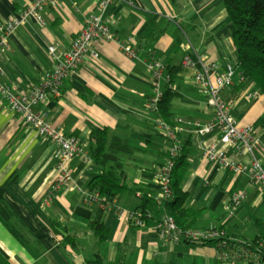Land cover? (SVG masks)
I'll list each match as a JSON object with an SVG mask.
<instances>
[{
  "label": "crops",
  "instance_id": "crops-1",
  "mask_svg": "<svg viewBox=\"0 0 264 264\" xmlns=\"http://www.w3.org/2000/svg\"><path fill=\"white\" fill-rule=\"evenodd\" d=\"M98 1L57 0V6L44 13L45 27L30 22L17 29L9 39L10 49L0 55V87L25 94L39 85L54 65L48 47L58 43V54L70 50L89 17L100 16L120 39L134 38L138 60H131L115 43L99 41V58L85 59L64 82L61 98L36 108L55 128L78 138L87 153L95 144L94 131L106 132L109 144L115 138L125 141L133 150L123 156L129 190L105 213L107 239L99 244L90 227L97 204L86 202L93 164L76 158L72 183L59 182L54 146L24 126L0 99V186L12 212L8 224L0 219V254L10 264H90L98 255L106 264H218L215 247L162 243L156 235L158 217L138 228L129 224L128 216L142 204L136 189H151L167 160L170 141L159 128L164 122L181 129L188 164L180 186L186 195L183 209L198 213L192 230L223 229L233 240L252 241L258 234L256 222H264L262 185L248 174L239 176L209 162L203 150L218 135L202 139L194 131L214 114L194 78L199 68L185 67L184 57L192 54L206 64H217L219 74L228 65L241 70L224 1L128 0L103 11ZM33 2L0 0V25ZM149 49L173 85L169 89L167 81H160L166 98L157 113L147 107L154 85ZM241 75L234 77L223 97L238 127L253 129L254 153L264 166V92ZM228 156L235 162L251 161L232 149ZM238 193L244 195L241 205L228 210ZM68 239L75 244L67 245Z\"/></svg>",
  "mask_w": 264,
  "mask_h": 264
},
{
  "label": "built area",
  "instance_id": "built-area-1",
  "mask_svg": "<svg viewBox=\"0 0 264 264\" xmlns=\"http://www.w3.org/2000/svg\"><path fill=\"white\" fill-rule=\"evenodd\" d=\"M128 0H99L98 7L105 10L116 3H127ZM57 0H34L32 5L21 11L18 15L11 17L6 23L0 25V55L10 49L9 39L11 35L20 27L34 22L41 27L46 26L44 13L47 8L56 7ZM99 41L103 43H115L121 52L131 60H138L137 42L134 38L126 40L120 39L111 32L100 16H92L85 20L80 33L73 41L70 50L58 54V43L48 47L47 51L54 61L53 68L47 72L42 82L33 87L25 94H16L9 87H0V99L5 103L9 111L17 115L24 126L33 129L39 136L50 141L56 150L57 171L59 182L70 185L72 183V162L82 157L84 161L92 166L85 146L78 138L66 135L63 130L57 129L51 124L46 116L36 111V108L43 105L50 99H60L64 82L72 75H75L87 58L98 59L99 53L95 44ZM146 55L150 57L148 68L154 80L153 92L150 95L147 107L151 112L157 113L165 97L164 91L160 87V81L165 80L169 84V89L173 87L172 78L167 73L165 66L155 59V53L149 49ZM185 67H198L195 80L203 90L208 107L213 111L212 121L206 125L197 124L194 131L199 138H204L213 134L218 135L217 141L211 143L203 150V156L209 162L222 167L224 170L236 175L248 174L260 183L264 190V166L255 156L256 141L251 127L239 128L237 121L231 116L230 109L223 97V91L233 86V79L241 75L238 67L228 65L226 71L219 74L217 64H206L199 58L188 54L184 57ZM242 80L244 77L241 75ZM159 128L163 130L170 141V149L165 164L155 177V184L161 190L157 197V202L163 204L164 200L171 198V175L175 167V161L181 153L182 144L180 142L179 126L173 127L164 122L159 123ZM232 149L240 157L248 155L251 158L249 163L235 162L229 159L228 151ZM52 190V188H51ZM71 191H75L72 187ZM140 194H137L139 198ZM99 196L87 197L89 205H95ZM244 195L234 194L231 197L228 210L241 205ZM163 201V202H162ZM47 200L45 201V204ZM113 206H104L105 210H110ZM119 217L123 213L119 212ZM145 216L138 211H134L128 216L130 225L141 228L145 226ZM157 238L162 243L180 244L184 238L190 241H207L213 237H219L217 232H182L175 219L169 215H163L156 227ZM246 264H257L249 262Z\"/></svg>",
  "mask_w": 264,
  "mask_h": 264
},
{
  "label": "trees",
  "instance_id": "trees-1",
  "mask_svg": "<svg viewBox=\"0 0 264 264\" xmlns=\"http://www.w3.org/2000/svg\"><path fill=\"white\" fill-rule=\"evenodd\" d=\"M223 1L228 12L232 41L243 77L253 81L264 92V0ZM162 105L163 102L160 109ZM93 137L95 144L90 146L88 156L95 167V173L88 188L90 196L98 195L99 199L96 202L97 205L93 206L95 216L94 220L90 222V227L98 235L99 244H102L107 239L108 233L104 225V216L107 210L103 207L113 206L114 202L129 190L124 174L123 156L133 150L125 141L118 138L111 140L109 144L104 131H94ZM186 157L187 154L182 145L181 153L175 161L171 175V198L162 201L163 204L157 202L161 190L158 185L155 184L149 190L136 189L135 192L140 194L139 199L142 202L136 211L145 216V225L157 217L161 219L163 215H169L175 219L182 232L194 231L192 226L197 221L198 213L183 209L186 195L183 194L180 187L187 171ZM160 169L157 170L156 175ZM11 217L12 212L5 200L4 189L0 186V219L8 224ZM256 228L258 234L252 241L239 242L231 239L223 229H213L206 232H217L219 237H213L207 241H190L184 238L182 242L215 247L218 252V264H246L249 262L264 264V222L257 221ZM70 242L75 244L74 240L68 239L67 245ZM0 264L10 263L0 254ZM90 264H106V262L103 257L98 255Z\"/></svg>",
  "mask_w": 264,
  "mask_h": 264
}]
</instances>
